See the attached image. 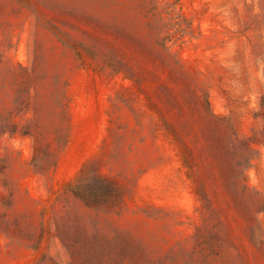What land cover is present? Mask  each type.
<instances>
[{"label":"rangeland","instance_id":"obj_1","mask_svg":"<svg viewBox=\"0 0 264 264\" xmlns=\"http://www.w3.org/2000/svg\"><path fill=\"white\" fill-rule=\"evenodd\" d=\"M116 58L151 83L133 88L107 66ZM0 59L42 77L43 140L58 125L57 99L68 128L42 173L30 137L0 136V264H201L199 203L164 122L197 158L215 147L223 167L222 140L251 137L242 179L264 201V0H0ZM91 158L119 186L120 209L90 208L66 191ZM256 218L264 246V211Z\"/></svg>","mask_w":264,"mask_h":264},{"label":"trees","instance_id":"obj_2","mask_svg":"<svg viewBox=\"0 0 264 264\" xmlns=\"http://www.w3.org/2000/svg\"><path fill=\"white\" fill-rule=\"evenodd\" d=\"M151 11L156 18L155 5ZM160 20L158 18L156 22L160 23ZM49 27L63 45L77 51L80 49V44L71 40L65 31L51 23ZM158 27L165 26L158 24ZM182 38L180 34L176 41ZM171 39L168 35L162 42L165 44ZM107 61L112 72L122 74L133 88L143 89L147 83H151L145 70L136 72L122 59ZM152 76L158 77L155 74ZM41 81L42 77L36 74L33 67L27 68L18 63L8 66L0 59V136L30 137L31 166L42 173L55 167L56 155L52 149L59 150L65 146L68 128H63V123L67 122L64 104L57 99L56 104L61 111L53 137L44 141L40 136L38 86ZM166 90L170 92L171 89ZM118 98L124 102L121 96ZM161 128L175 146L199 203L197 210L203 226L197 228L194 235L197 260L201 264H264V246L256 233L259 230L256 215L264 211V201L261 194L242 179L254 158L252 138L240 139L237 134L231 133L226 140H222L220 154L225 152L230 157L227 166L223 167L216 158L215 147L204 148L201 160L169 123L164 122ZM64 186L67 192L90 208L118 210L123 204L119 186L101 172L99 162L94 158L86 160L74 178Z\"/></svg>","mask_w":264,"mask_h":264}]
</instances>
